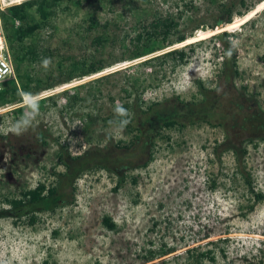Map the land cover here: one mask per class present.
<instances>
[{"label":"rangeland","instance_id":"obj_1","mask_svg":"<svg viewBox=\"0 0 264 264\" xmlns=\"http://www.w3.org/2000/svg\"><path fill=\"white\" fill-rule=\"evenodd\" d=\"M241 1L62 2L27 41L41 54L31 66V74L44 80L40 92L0 107V213L39 184L53 185L54 172L64 170L59 153L65 149L77 157L128 144L132 134L116 121L123 105L200 100L198 81L215 89L223 54L212 37L224 31L238 52L236 89L264 111V0H245V7ZM224 6L234 7V24L213 32ZM157 18L174 19L179 34L194 37L131 60V39ZM99 37L107 41L99 44ZM180 48L190 57L185 66L149 61ZM94 59L103 60V72L60 84L72 62ZM52 79L58 85L48 89L45 81ZM64 91L79 93L77 103L67 106ZM225 140L222 128L204 123L164 131L152 161L127 172L120 187L117 176L93 170L77 180L72 204L39 214L34 225L0 218V264H190L189 249H196L193 255L210 251L215 262L205 264H264V202L249 212L250 186L235 173L232 153L219 148ZM244 146L251 186L264 194V142ZM160 248L175 252L146 263L147 252Z\"/></svg>","mask_w":264,"mask_h":264},{"label":"trees","instance_id":"obj_2","mask_svg":"<svg viewBox=\"0 0 264 264\" xmlns=\"http://www.w3.org/2000/svg\"><path fill=\"white\" fill-rule=\"evenodd\" d=\"M64 1L66 0L28 1L10 7L2 14L4 35L16 79L5 83L0 91V107L13 103L15 98L22 96L23 93L29 94L31 90L36 93L40 92L44 80L31 74V66L40 60L41 54L33 46L27 44V41L39 29L47 26L55 13L54 10ZM241 6H246L245 0L241 1ZM234 15L233 6H224L215 25L210 29L217 32L233 25ZM179 26V22L171 18H157L148 25H143L141 31L139 30L130 41L131 60L143 58L174 44L185 45L194 35L179 34ZM220 26L222 27L218 28ZM175 34L177 37L172 39ZM230 34L225 31L212 37L219 42L223 54L215 89H209L202 81H198L196 86L200 100H197L194 95L190 101L171 97L164 101L149 103L145 107L136 101L134 104L123 105L124 113H121L116 121L119 124L121 120L128 121L125 129L132 134V140L128 144L123 146L118 144L108 152L104 148H91L77 157H73L68 149H65L59 153V164L64 170L60 173L54 172L56 182L48 188L44 184H39L35 189L23 194L20 199L12 201L11 208L2 210L0 218H12L15 221L28 219V224L34 225L39 214L54 213L59 208L72 204L75 200L77 180L93 170H104L117 176V186L120 187L125 182L127 172L146 167L152 161L155 144L164 131L177 127L182 129L201 123L223 129L226 140L219 145V148H222L224 152L232 153L236 165L235 173L244 177L249 184L252 196L249 212H253L258 204L264 202V194L257 192L251 186L250 174L247 172L245 163L248 149L244 143H251L254 140L264 142V111L250 104L236 89V80L240 77V70L238 52L230 40ZM104 41L107 40L101 37L97 39L99 44H104ZM46 52L47 50H43L42 54L45 55ZM189 58L186 48H180L149 61L172 59L175 68L187 65ZM105 68L106 65L101 59L89 62L87 60L74 61L67 72L62 73L65 78L60 84L71 83L77 78L82 79L101 73ZM108 76L110 75L101 77L95 82L98 83ZM45 82L48 84V89L58 85L54 84V79ZM91 83L88 82L76 88L80 90L81 87L85 88ZM33 85H35L34 88H32ZM64 92L67 96V106L73 102L77 103L79 93L70 95L68 91ZM136 98H139V94L135 96ZM37 136L42 145H47L48 141L43 132H38ZM104 224L109 230L116 228V224L110 218H105ZM195 250L189 249L188 251L192 254L190 264H205L206 260L209 263L215 262V257L211 256L210 251L193 255ZM173 252L175 250L171 248L151 249L144 260L146 263L153 262Z\"/></svg>","mask_w":264,"mask_h":264},{"label":"built area","instance_id":"obj_3","mask_svg":"<svg viewBox=\"0 0 264 264\" xmlns=\"http://www.w3.org/2000/svg\"><path fill=\"white\" fill-rule=\"evenodd\" d=\"M33 0H0V91L5 83L15 78V70L9 48L5 39L2 14L10 7Z\"/></svg>","mask_w":264,"mask_h":264},{"label":"clouds","instance_id":"obj_4","mask_svg":"<svg viewBox=\"0 0 264 264\" xmlns=\"http://www.w3.org/2000/svg\"><path fill=\"white\" fill-rule=\"evenodd\" d=\"M118 111H120L122 114L124 113V110L123 109H118ZM127 123H128V121L126 119L121 120L120 126H119L120 129L122 130L124 127H126Z\"/></svg>","mask_w":264,"mask_h":264},{"label":"water","instance_id":"obj_5","mask_svg":"<svg viewBox=\"0 0 264 264\" xmlns=\"http://www.w3.org/2000/svg\"><path fill=\"white\" fill-rule=\"evenodd\" d=\"M225 32V31H224Z\"/></svg>","mask_w":264,"mask_h":264}]
</instances>
